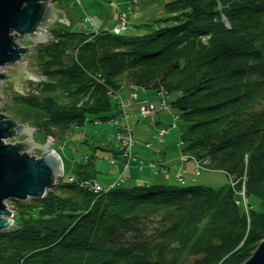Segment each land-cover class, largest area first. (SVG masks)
Listing matches in <instances>:
<instances>
[{
  "label": "trees",
  "instance_id": "16d2710c",
  "mask_svg": "<svg viewBox=\"0 0 264 264\" xmlns=\"http://www.w3.org/2000/svg\"><path fill=\"white\" fill-rule=\"evenodd\" d=\"M166 9L146 34L53 27L54 42L35 49L46 79L18 101L36 132L63 137L115 117L109 89L124 78L177 94L184 150L233 185L155 182L95 194L62 183L13 200L0 264H244L264 239V0H175ZM91 163L73 173L95 178ZM243 184L248 212L237 202Z\"/></svg>",
  "mask_w": 264,
  "mask_h": 264
},
{
  "label": "rangeland",
  "instance_id": "374dc122",
  "mask_svg": "<svg viewBox=\"0 0 264 264\" xmlns=\"http://www.w3.org/2000/svg\"><path fill=\"white\" fill-rule=\"evenodd\" d=\"M83 1L84 6L88 8L87 10H84L83 7L79 5H74V0L70 1L71 4L69 6L66 3L60 4L59 0H55L53 4L63 9L62 12L64 13H62L59 17L62 20H60L58 24L53 27L58 29L62 28L64 30H68L69 28L70 30L85 32L87 35H90L92 32L89 31V29L86 27L90 23L88 20V22L86 21L88 17L93 18L97 22V24L102 25V28H104V30L110 29L115 27L116 25L120 26V21L118 22L119 18L117 13V8H119L120 10L124 9V11L127 12L128 15V27L126 29L124 28L123 30L125 31V33L131 35L146 34L152 31V25L154 23L169 15L166 9V5L175 0H138L137 4H133L132 6H130L129 0ZM53 27H51L52 29H48V34L52 36L54 40ZM17 40L18 39H16V41ZM18 41L22 46L31 44L30 41L26 40ZM35 49L28 53L21 60L18 66H4L0 68L1 73L5 74L6 76H10V79L5 78L1 81L0 84V98H2L0 100V113L6 116L13 117L19 123L30 125L32 128H35L34 126H32L33 122L31 121L33 118V112H31L30 110L28 111L27 107L18 101V96L22 97L31 94H38L36 84L46 79L40 73L35 55ZM69 53L72 52L69 51ZM97 79L104 82V80H102L101 78ZM121 83L125 85L123 88L119 89L121 90L120 96H124L126 98L125 100H127V97L130 93V88L126 84L125 78ZM146 89L150 90L147 93H144L142 90H140V93L144 95L142 100H149V97L155 96L157 93L156 90H153L150 87H146ZM175 98H177V94L168 95L166 97L167 104H170V101ZM149 102L157 109L159 108L160 102L158 100H150ZM176 114L177 111L175 109L171 111L160 112L156 117L157 121L155 123H152V118L147 119L145 122H138L137 118H132L130 121L132 122L134 140L136 141L138 136L140 135L142 140H137L136 142L138 144L142 143L144 146L149 142L154 146V148L159 149L162 152H167L165 151L166 149L172 148L178 154L181 155L183 152L187 157H189L191 154L184 150V143L181 140V135L186 131V125L179 120L178 128L172 127V125H174ZM163 115H167L168 118L166 117L164 120H162ZM167 128L171 129V133L169 135H164L163 142H161L159 140V131L160 129ZM76 131L77 132L74 134L71 133L63 137L46 135L39 131L36 132L35 135L39 143L48 144L49 140L50 144H57V146H55V150L62 156L65 171L67 174L71 173L69 165L70 162L85 163L86 158H90L92 162V174L100 183L106 186L109 183L110 179L116 180V176H114V174L116 173L113 172V168L117 166L111 163L110 158L112 155L111 150H113L112 147H114L112 145L114 143V139L111 138V136L116 134L117 127L109 122L100 123L88 121L84 127L77 129ZM139 132L141 134H139ZM81 134L82 137L80 136ZM26 138L27 136L24 134L18 138H10L6 141L4 140V143L7 145H15L16 142L21 143ZM27 151L26 149L24 150V152ZM30 154L32 156L40 158L43 155V151L39 148H34L30 152ZM159 161L165 163L164 160ZM185 161L187 162V168L191 169V166L194 163L192 164V162L188 160ZM188 178L189 181L186 176L187 183L185 185L187 186L202 185L217 187L226 183H230V185H233V181L231 180V178H229L222 171H208L200 176H197L193 173ZM192 178H195V182L191 180ZM61 181H64V179H61ZM177 182L179 181L177 180ZM237 182H239V180H237ZM55 192L62 193V190L58 187V189H55ZM245 193V187L243 184V189L240 192H237V202L239 204H243L246 212H248V198ZM249 200L252 204L257 205V199L252 197ZM6 207L10 211H12L15 216L17 211V204L15 201H13V199H9L6 201ZM263 241L264 239L260 241L255 251H257ZM254 253L252 254V256L254 255Z\"/></svg>",
  "mask_w": 264,
  "mask_h": 264
},
{
  "label": "water",
  "instance_id": "95a60500",
  "mask_svg": "<svg viewBox=\"0 0 264 264\" xmlns=\"http://www.w3.org/2000/svg\"><path fill=\"white\" fill-rule=\"evenodd\" d=\"M53 0H0V68L18 66L21 60L37 46L53 42L48 29L60 21L62 10L52 4ZM16 31L18 40L30 41L22 46L11 35ZM10 79L0 73L2 79ZM2 98H0L1 100ZM35 129L19 123L15 118L0 113V232L14 226L12 212L7 200L26 201L31 197L43 198L55 181L64 176L63 161L55 151L57 144H38L33 139ZM27 138L15 145L4 140ZM30 150L32 146L43 151L40 158L21 153L18 145ZM33 147V148H34ZM244 264H264V241L254 255Z\"/></svg>",
  "mask_w": 264,
  "mask_h": 264
},
{
  "label": "built area",
  "instance_id": "2783aa9c",
  "mask_svg": "<svg viewBox=\"0 0 264 264\" xmlns=\"http://www.w3.org/2000/svg\"><path fill=\"white\" fill-rule=\"evenodd\" d=\"M74 2L78 5H82V0H74ZM136 2L137 0L129 1V3ZM118 18L120 21V26H117L113 29V33L115 34L123 32L124 28L126 29L128 27V15L127 12L124 11V9H119ZM88 21L91 23L92 26L91 31H97L95 23L92 20ZM140 90H142L144 93L148 92L146 87L143 88L141 86H133L130 97L127 100L121 98L113 89L109 90L110 95H114L120 99L121 108L120 117L109 121V123L115 125L118 129L117 133L112 136V138L114 139V143L116 144V146L122 152L121 158H111V163L113 165H117L119 162L122 163L124 177H128L127 173L131 170L134 164H136L140 169H142L145 165L142 160L137 159L133 154V149L136 146V141L133 138V129L129 125V121L132 118H137L139 122H145L147 119L152 118V123H155L157 121L156 117L160 112L168 111L171 109V105L167 104L166 102L167 92L164 89H159L155 96L149 97V100L140 99V94H142L140 93ZM150 100H158L160 102L159 108L157 109L152 104H150ZM135 106L136 108L134 109ZM178 120L179 117L176 115L175 123L172 126L173 128L177 127ZM168 133V129H161L159 132V139L162 140L163 136ZM147 147H150V144H148ZM181 158H189L193 161L195 165V172L197 175H201L210 167V161L208 159H196L191 156L187 157L183 154L181 155ZM151 168H154L155 173H157L159 170L166 172L164 164L161 161H158V163H152ZM177 178L181 183L185 182L181 173L177 175ZM67 180L69 182L76 183L79 187L94 192L96 194L110 191L111 189H114L117 185L123 182V179H121L118 183L110 186L109 188H104L94 180H79L73 176H69ZM59 184L60 180L57 179L55 181L54 186H57Z\"/></svg>",
  "mask_w": 264,
  "mask_h": 264
},
{
  "label": "crops",
  "instance_id": "0c3cea01",
  "mask_svg": "<svg viewBox=\"0 0 264 264\" xmlns=\"http://www.w3.org/2000/svg\"><path fill=\"white\" fill-rule=\"evenodd\" d=\"M100 7V6H99ZM98 8V7H97ZM88 9V8H87ZM99 28L101 30H104L102 28V25H99ZM168 118L167 115L162 116V120L165 118ZM160 118V116H159ZM137 122V121H135ZM132 125V122H131ZM158 125V124H157ZM139 134H141L139 132ZM169 135V134H168ZM142 140L141 136L139 135L137 140L140 141ZM42 144V143H40ZM152 145L151 143H147ZM114 146V145H113ZM114 151H117L116 146L112 147ZM165 151L167 152H162L159 149L154 148V146H150L149 148L146 146H138L134 149V153L137 157L142 159L145 162V165L142 169H140L136 164L133 165L131 170L127 173L128 177L126 179L127 184H148V183H155V182H161V183H178L177 182V174L182 173L185 180L186 176L189 181V178L193 173H194V166H191V169L187 168V162L185 160L180 159V154H178L175 150L172 148L166 149ZM111 153L114 154V152ZM159 160H164L165 161V166L167 167V172H160L158 174H155L153 172V169L151 168V163L156 162L158 163ZM70 169L71 173L73 172L74 166L76 165L75 163L70 162ZM114 176H116V180H109V184L116 183V181L119 180L121 177V173L123 170V165L119 164L117 167H114ZM187 174V175H186ZM96 179V177H95ZM175 179V180H174ZM97 180V179H96ZM193 182H195V178L191 179ZM98 181V180H97ZM99 182V181H98ZM187 183V182H186Z\"/></svg>",
  "mask_w": 264,
  "mask_h": 264
},
{
  "label": "bare ground",
  "instance_id": "6f19581e",
  "mask_svg": "<svg viewBox=\"0 0 264 264\" xmlns=\"http://www.w3.org/2000/svg\"><path fill=\"white\" fill-rule=\"evenodd\" d=\"M54 1H55V0L52 1V4H53ZM15 33H17V32H16V31H12V32H11V35L15 38L14 40L17 39V37L15 36ZM17 43H18V41H17ZM8 66H11V65H8ZM13 67H14V66H13ZM0 73H1V71H0ZM2 80H4V79H2ZM143 88H145V87L143 86ZM147 90L149 91L150 89H147ZM157 91H158V90H156V92H157ZM143 97H144V95L140 94V99H141V100H142ZM153 101H156V100H153ZM149 103H150V102H149ZM135 108H136V106L134 107V109H135ZM33 136H34L33 139L35 140V142L38 143V144H40V143L37 141V139H36V135L34 134ZM6 140H8V139H6ZM6 140H5V141H6ZM6 145H7V144H6ZM33 147H34V145L32 146V148H31L30 150H28V149H27L28 151L26 150V151H27L26 153H27L28 155H30V156H31L30 152L32 151V149H34V148H38L37 146L34 147V148H33ZM20 151H21L22 154H24V150H20ZM57 154H58V156L61 158V160L63 161L62 156H61L58 152H57ZM38 158H39V157H38ZM112 158L115 159L116 157L113 156ZM63 166H64V162H63ZM64 170H65V166H64ZM11 212H12V211H11ZM12 215H13V216H12V219L14 220V223H15L14 214L12 213Z\"/></svg>",
  "mask_w": 264,
  "mask_h": 264
}]
</instances>
